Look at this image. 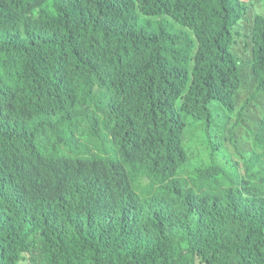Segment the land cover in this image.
I'll use <instances>...</instances> for the list:
<instances>
[{
	"label": "trees",
	"instance_id": "trees-1",
	"mask_svg": "<svg viewBox=\"0 0 264 264\" xmlns=\"http://www.w3.org/2000/svg\"><path fill=\"white\" fill-rule=\"evenodd\" d=\"M246 10L243 0H0V264L9 245L37 250L36 264H133L128 257L140 262L159 250L146 264H224L218 222L246 216L222 186L238 164L201 155L195 143L204 126L238 116L254 140L245 178L264 169V14L251 20L249 54L233 51ZM141 15H166L176 26L142 24ZM195 51L208 56L197 55L191 80L181 61ZM47 130L69 143V164L83 162L67 166V177L99 162L115 171L124 198L147 181L135 211L157 212L174 246L165 236L128 241L131 207L112 224L88 217L73 191L59 203L38 190L44 169L32 157L52 151ZM197 242L193 253L175 245ZM242 242L257 253L247 221Z\"/></svg>",
	"mask_w": 264,
	"mask_h": 264
},
{
	"label": "clouds",
	"instance_id": "clouds-1",
	"mask_svg": "<svg viewBox=\"0 0 264 264\" xmlns=\"http://www.w3.org/2000/svg\"><path fill=\"white\" fill-rule=\"evenodd\" d=\"M243 2L247 5V10L243 21L238 26V32L241 34V37H236V43L233 45V51L238 53L239 56H246L249 54L247 51L242 52L237 48L239 41L242 38H244V40L247 39L245 36L249 35V33L241 32L243 23L249 20L248 31H250L251 20L257 13L253 12L250 1L243 0ZM141 18L142 21L145 20L144 24L152 23L151 21H146V19H156L158 21H160L159 19H169L166 15L160 16V18H151V16L141 15ZM155 26H158V24ZM161 26L165 29L166 27L174 29L176 23H173L172 21L171 25L165 26L161 24ZM179 28L181 27L179 26ZM178 30L185 32V29L182 28ZM166 31L173 32L174 30L171 31L166 29ZM191 37L193 36H190V38ZM171 39L172 37L168 39L170 42V54L174 51V45L172 44ZM198 52L199 51H195L189 57L181 61V63L187 67V75L191 80L193 79V69L196 65L197 55L201 60L208 56L207 51H202L201 54H198ZM198 98L202 99L201 97H196L192 99L191 102L194 103ZM243 126L246 128V121H243ZM226 132H228L230 141L235 147L236 155H239V158H233L228 150H224ZM47 134L49 136L48 148L52 151L44 152L39 155L35 154L32 157H38L39 171L40 168L44 169L43 172L40 171V175L37 178L41 183V187H39L38 190L42 191L45 196H49L51 199H54L55 202L59 203H62L64 196L69 191H73L74 202L77 204H84L88 207V217L103 215V217L97 218H101L103 221L112 224L116 220L117 213L120 212L123 207H131L133 210H129L130 213L127 215L129 226L123 229V231L127 232L126 239L128 241L133 240L136 234L147 235L148 239L145 242H158L161 236H165V238L168 239L169 245L174 246V241L169 233L165 229L156 225L155 218L157 212L153 210L144 212L135 211L136 199L137 197L143 199L142 197H144V195L141 191L142 188L145 187L144 185L147 184V181H142L140 188L139 182L141 180L137 183H133L136 194L124 198L118 195V191L121 190L122 185L118 184L116 181L117 175L115 171L108 169L105 172H102L99 162L93 164L95 166L93 170L85 172L81 176H73V178H69L62 173L66 171L65 168L69 165H80L83 164V162L78 160L77 162L69 164L67 161L75 155L71 151L69 143L60 139L57 140L49 130H47ZM236 134L246 135L250 149L237 147ZM137 135L140 136L139 133ZM203 137L208 139V144L204 143ZM55 141H57V143L54 144L53 142ZM195 150L199 151L201 155L204 156L208 155L209 152L214 153V156L219 160H222L225 163V166L233 163L238 164L237 170L228 171L229 175L226 181L222 182V186L227 189L233 188L231 194L232 201L237 203L241 209L245 211L246 216L244 217V221L241 220L239 216H230L226 222H218V227L221 230L218 237V253L222 256L218 260L224 264H264V169L255 175L253 174L250 179L245 178L246 158H249L254 150L253 138L248 132L243 130L241 123H239V117L234 116L229 121L228 125L223 128L204 126V131L199 137V142L195 143ZM29 160H27V162ZM27 162L24 163V166ZM25 172L26 171H24V174ZM180 174H182L181 167L177 170L176 177ZM138 192H140L142 197L137 195ZM201 208L204 214L210 215L206 205L201 206ZM254 212H256L260 219H263L262 223L259 225L255 224L248 218ZM246 221L248 223V229L256 241V254L251 253L249 246L244 245L242 242V233ZM175 245L181 247L182 251L185 253L200 251L198 242L194 248L188 244ZM161 251L162 250L155 252L154 255L151 254L140 262H135L130 257L126 256L133 264H146L153 256L155 257L160 254ZM38 261L37 250L30 254L27 251L26 245H9L8 260L3 264H36Z\"/></svg>",
	"mask_w": 264,
	"mask_h": 264
},
{
	"label": "rangeland",
	"instance_id": "rangeland-1",
	"mask_svg": "<svg viewBox=\"0 0 264 264\" xmlns=\"http://www.w3.org/2000/svg\"><path fill=\"white\" fill-rule=\"evenodd\" d=\"M246 1H250V3L252 4V9H253L254 13L259 12V13L264 14V1H260V0H246ZM159 20L160 21H158L156 19H146V21H151L155 25L161 23L165 26H168V25H171V23H172V21L170 19H159ZM144 23H145V20L142 21V24H144ZM177 27L179 28V26H177ZM248 28H249V20H247L245 23H243V28L241 29V32L242 33H249ZM166 29L171 30V31L174 30L173 28H170V27H166ZM179 29H181V28H179ZM178 32H179V30H178ZM240 42H242V43L240 44L238 50H240L242 52H246L244 50V42H245L244 38H242L240 40ZM236 139H237V142H236L237 147L250 149V145H249L248 140L246 139V135L236 134ZM224 150H228L232 154L233 158H239V155H236L235 147L233 146V144L230 141V137H229L228 132H226V134H225ZM144 186L146 187L147 184H145Z\"/></svg>",
	"mask_w": 264,
	"mask_h": 264
}]
</instances>
